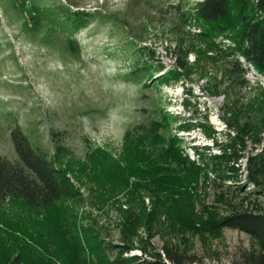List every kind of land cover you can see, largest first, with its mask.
Here are the masks:
<instances>
[{"label":"rangeland","instance_id":"obj_1","mask_svg":"<svg viewBox=\"0 0 264 264\" xmlns=\"http://www.w3.org/2000/svg\"><path fill=\"white\" fill-rule=\"evenodd\" d=\"M196 1L0 0V156L20 163L19 128L82 191L55 210L0 202L4 260L168 262L179 247L240 264L258 246L226 220L264 214L247 159L264 161V76L241 57L237 70L231 37L186 24ZM255 1L235 17L261 14Z\"/></svg>","mask_w":264,"mask_h":264},{"label":"trees","instance_id":"obj_2","mask_svg":"<svg viewBox=\"0 0 264 264\" xmlns=\"http://www.w3.org/2000/svg\"><path fill=\"white\" fill-rule=\"evenodd\" d=\"M247 2L248 0H197L184 13V20L186 24H194L200 29L197 32L198 36L206 38L225 34L227 39L231 37L235 42L231 56L234 58L237 70L245 73L241 57L264 76V0H256L253 5V8L261 14L254 13L250 16L242 13L239 17H235L237 8L246 6ZM76 17L81 20L84 14L77 13ZM180 50L183 52V49ZM178 58L177 68L185 69L187 63L181 56ZM250 128L245 124L242 132L249 135ZM12 140L20 163L0 156V202L13 198L22 200L31 207L55 210L63 203L81 199L82 191L74 177L65 167L57 165L37 147L26 133L16 128L12 131ZM244 157V154L235 152L234 161L239 162ZM258 158H260L259 154L247 157L251 168L250 179L254 182H259L260 176L264 174V161L260 162ZM226 224L248 233L258 241V246L242 252L240 264H264V214L239 212L228 218ZM91 228L95 231L99 230L98 227ZM164 255L168 262L129 257L115 261L113 264L198 262L195 255L179 247H165ZM0 264H23V255L18 253L8 261L0 256Z\"/></svg>","mask_w":264,"mask_h":264}]
</instances>
